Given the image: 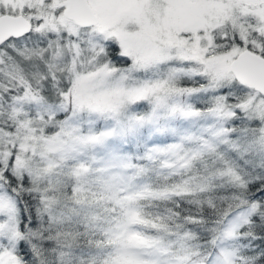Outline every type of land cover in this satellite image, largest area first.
I'll list each match as a JSON object with an SVG mask.
<instances>
[{
	"label": "snow or ice",
	"instance_id": "1",
	"mask_svg": "<svg viewBox=\"0 0 264 264\" xmlns=\"http://www.w3.org/2000/svg\"><path fill=\"white\" fill-rule=\"evenodd\" d=\"M0 264H264V0H0Z\"/></svg>",
	"mask_w": 264,
	"mask_h": 264
}]
</instances>
